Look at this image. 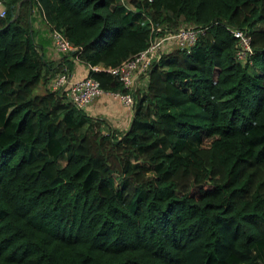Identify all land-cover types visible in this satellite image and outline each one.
<instances>
[{"label":"trees","instance_id":"16d2710c","mask_svg":"<svg viewBox=\"0 0 264 264\" xmlns=\"http://www.w3.org/2000/svg\"><path fill=\"white\" fill-rule=\"evenodd\" d=\"M131 3L4 0L0 264H264V0ZM35 10L88 64L145 48V15L205 31L162 54L129 128L105 132L64 93L37 92L72 63L38 50ZM232 26L251 33V62L236 57Z\"/></svg>","mask_w":264,"mask_h":264},{"label":"built area","instance_id":"2783aa9c","mask_svg":"<svg viewBox=\"0 0 264 264\" xmlns=\"http://www.w3.org/2000/svg\"><path fill=\"white\" fill-rule=\"evenodd\" d=\"M118 1L131 9L129 5L131 0ZM5 13L4 0H0V15ZM145 16L144 22L149 23L152 31L149 44L145 48L134 52L116 65L88 64L89 70H105L112 73L125 90L113 91L106 89L102 86L100 80L89 72L85 76L72 81L69 67L56 72L52 76L49 84L50 88L64 93L65 100L73 103L79 109H85L95 96L105 91L118 96L125 105L134 107L137 92H143L147 89L151 67L161 58L162 54L176 47L189 50L205 31L204 26L197 24L172 27L158 24L150 16ZM48 24L50 25L49 34L54 48L71 58L80 59L77 55H73L78 47L69 40L64 31L51 23ZM230 29L236 37V57L243 63L251 62V56L254 52L251 33L247 28L232 26Z\"/></svg>","mask_w":264,"mask_h":264},{"label":"crops","instance_id":"0c3cea01","mask_svg":"<svg viewBox=\"0 0 264 264\" xmlns=\"http://www.w3.org/2000/svg\"><path fill=\"white\" fill-rule=\"evenodd\" d=\"M33 23L35 27L36 46L38 50L45 55L48 61L58 64L61 62L65 63L67 59H69L72 63L69 65L70 79L72 81L85 76L89 72V65L87 62L81 59L71 58L54 48L47 35L49 31H45L46 24H44L42 16L37 10H35L33 14ZM50 82L48 81L45 85L42 84L41 86L47 89ZM48 88H50V86ZM84 111L92 117L101 119V128L105 132L109 131V128L126 131L134 116V107L125 105L118 96L108 91L95 96L88 106L85 107Z\"/></svg>","mask_w":264,"mask_h":264},{"label":"rangeland","instance_id":"374dc122","mask_svg":"<svg viewBox=\"0 0 264 264\" xmlns=\"http://www.w3.org/2000/svg\"><path fill=\"white\" fill-rule=\"evenodd\" d=\"M130 5V7H131V9H136V8H134V5L132 4V3H130L129 4ZM188 25H193V24H187V23H183L182 22V24L180 23L178 26H188ZM168 26V25H167ZM178 26H172V27H178ZM41 90H43V87L40 85L39 87H38V89H37V92H40ZM64 156H62V158H61V162L60 163H63L64 162Z\"/></svg>","mask_w":264,"mask_h":264}]
</instances>
